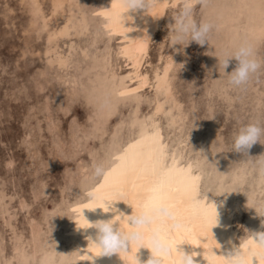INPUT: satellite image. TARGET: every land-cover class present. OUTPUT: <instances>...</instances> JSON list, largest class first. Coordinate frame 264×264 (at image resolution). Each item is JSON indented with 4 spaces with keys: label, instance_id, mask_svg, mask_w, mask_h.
I'll return each mask as SVG.
<instances>
[{
    "label": "rangeland",
    "instance_id": "rangeland-1",
    "mask_svg": "<svg viewBox=\"0 0 264 264\" xmlns=\"http://www.w3.org/2000/svg\"><path fill=\"white\" fill-rule=\"evenodd\" d=\"M119 1L68 0L54 12V0H0V264H96L76 259L72 248L96 205L88 193L108 190L109 177L153 117L168 151L184 165L193 162L195 171L204 170L201 187L212 212L224 197L230 202L226 212L239 227L238 245L244 248L252 232L264 229L258 215L264 209L258 164L264 160V135L249 155L233 151L242 125L264 126V66L242 88L228 85L221 66L242 43L264 60V0L198 5L193 18L216 27L209 43L186 47L171 44L180 3L171 4L143 67L153 82L137 91L130 90L126 59L118 50L127 42L111 19ZM68 14H74L70 30L61 35ZM166 63L168 84L159 87L154 76L164 73ZM237 64L231 58L226 72ZM160 100L164 113L157 114ZM243 161L251 171L246 182L244 170L233 169ZM99 162L106 165V179L91 175Z\"/></svg>",
    "mask_w": 264,
    "mask_h": 264
},
{
    "label": "bare ground",
    "instance_id": "bare-ground-1",
    "mask_svg": "<svg viewBox=\"0 0 264 264\" xmlns=\"http://www.w3.org/2000/svg\"><path fill=\"white\" fill-rule=\"evenodd\" d=\"M67 1L68 0H54L53 11L57 12L64 6ZM120 3L121 0L113 7L111 12V19L114 26V32H116L117 35H123L125 38L124 40L127 42V45L125 47H119L118 50L119 53L126 59L125 61L128 66V73L131 76L132 80V87L130 88V90L137 91L146 88L153 82V78L150 77L151 75L149 76V73L143 68L149 48L152 46L151 40L158 28H161L162 24H164L163 21L167 13V8L171 6V4L174 7L176 5L179 6L178 4L180 3V0H155V6L149 8L148 12L145 9H137L136 11L129 10L127 15L131 16L132 19L129 17V20H126L125 24L122 22V19L120 17V12L122 11V9L120 8ZM73 15H67V23L65 22V25L62 27L59 26L61 27V29H58L57 33L61 35L69 33V22H71ZM54 36L55 35H53V38L51 37V41H53ZM170 67V63H166L164 71L162 70L164 73L162 74L161 72L162 75L157 73L159 71L156 72L157 74L154 76V78L156 79L157 85L159 87H163L167 83ZM159 93V96L161 97V92ZM165 99L167 98L165 97ZM164 105V101H158L156 107H154V109L156 108L154 113L158 114L159 112H162L164 110ZM168 106H170V104ZM158 123L155 117H153L152 121H150V123L148 124V127L146 126V128H144V130L142 131V136L139 142L134 147L132 154L129 156L126 154L127 156L120 161L116 171L109 177L108 190L101 196H107L113 199L121 200L116 201L113 204V207H115L117 211L104 212L98 207L95 211L92 210V214L84 217L83 221L81 222L82 226L85 227L89 223V221L92 223L96 222L97 220L109 219L117 221L118 217H120L123 213V219L119 220V222L117 221L114 227L120 226L122 229L127 230L125 228L127 215L135 213L138 206L146 201V199L151 195L150 189L160 178L161 174L166 172L169 174L168 179L171 193L173 197L178 201V210L181 216L184 218V227L181 230H169L166 233V239L169 241L173 249L175 248L177 242L183 241L177 246L178 249L183 250L188 254H191L193 252L196 253L194 260H196L198 264H223V255H227L238 248L245 255V257L249 261V264H264V257H261L258 254V245L254 239L244 248L242 247L243 245H238L236 241L238 238L236 239V235L238 234L237 230L239 229V227H237L238 229H236L232 226V214L226 212L228 203L230 202H228L225 197L218 202L219 205H221L220 209L218 210L219 223L218 225L213 226L211 230L214 213L212 212L210 205L207 204V199H204L203 189L201 187L202 175L204 174V170L195 171V165L192 164L193 162L189 163L188 165H184L179 160L180 155L178 157L174 154V152L168 151L167 143L163 139V134L158 127ZM180 142H182V139ZM205 153L206 152L204 150L203 153L200 154L201 157L199 155L202 161L204 160ZM185 157H187V155H185ZM245 163L247 164V162ZM243 164L244 161L242 163H235L234 168H232L236 173H238L240 169H243ZM243 170L245 176L244 181L246 182L247 175L250 174L251 171L249 172V170L246 169ZM248 180L250 181V178ZM242 184L244 186V182ZM242 184H239V186L241 187ZM239 186L234 185L233 187H235L236 189L237 187L239 188ZM193 193H199L200 198L204 202L198 214H193L188 210L189 204L191 203L189 197ZM206 196L207 195H205V197ZM98 205H100V201L96 200L95 207ZM237 224H239V222ZM83 227L80 234L78 232L75 233L82 235V239H80V242L78 244L79 248H75L74 244V246L72 247L73 251L75 250L76 259L84 256V258L89 263L94 262L96 264H134V255L136 252L135 245L132 247V250L130 252H122L120 253V256L118 254H113L111 256L95 257L97 255L98 249L92 240L96 239L97 230L94 227H89L87 229H84ZM261 232H264V229ZM90 234H92V237ZM84 238L86 240L88 238H91V242H86ZM80 250L84 252L80 254ZM150 255V250L144 247H141L137 252V257L141 261V264H144V262L147 261ZM93 257H95L94 260ZM77 261L79 262V260ZM164 264H176L175 251L164 258Z\"/></svg>",
    "mask_w": 264,
    "mask_h": 264
},
{
    "label": "clouds",
    "instance_id": "clouds-1",
    "mask_svg": "<svg viewBox=\"0 0 264 264\" xmlns=\"http://www.w3.org/2000/svg\"><path fill=\"white\" fill-rule=\"evenodd\" d=\"M208 3L209 0H180V10L175 17V27L173 35L170 37L172 46L181 45L186 47L193 41L201 46L209 43L210 35L216 25L211 21L197 22L193 18V10L198 5L206 7ZM154 6L155 0H121L120 8L122 11L120 17L122 22L125 24L129 17L132 19L131 16L127 15L129 10L145 9L148 12V9ZM231 58H235L238 64L231 73H227L226 69ZM221 66L228 76V85L234 88H242L264 66V60L256 57L250 44L242 43L233 53L225 55ZM262 135H264V126L260 122H249L242 125L234 135L233 151L249 155L252 146L257 142L261 143ZM258 164L261 171L264 172V160L259 161ZM91 175L93 178L103 177L106 179L105 163L94 164ZM168 176V173H162L150 189L151 195L138 206L135 213L127 215L125 225L127 230L122 229L120 226L114 227L117 221L123 219L122 212L117 221L109 219L97 220L92 223L88 220L89 223L83 228L94 227L97 230L96 239L92 240L98 249L95 257L111 256L113 254L120 256L122 252H130L135 245L134 264H141L137 257V252L141 247L149 249L151 253L144 264H164V258L173 251L176 253V264H198L194 260L196 253L188 254L178 249L177 246L183 241L177 242L173 249L166 239V233L169 230L179 231L184 227V218L178 210V201L171 193ZM88 196L92 200L100 201V205L91 209L93 211L99 207L104 212H116L117 210L113 207V204L116 201H121L107 196H98L96 192H89ZM189 199L191 203L188 210L193 214H198L204 203L200 198V194L193 193ZM258 215L264 217V209ZM218 223L219 213L215 204L211 230ZM262 227H264V223H262ZM252 234L258 245V254L264 257V232H252ZM95 257H93V260ZM223 257V264H249L245 255L238 248L227 255H223Z\"/></svg>",
    "mask_w": 264,
    "mask_h": 264
}]
</instances>
